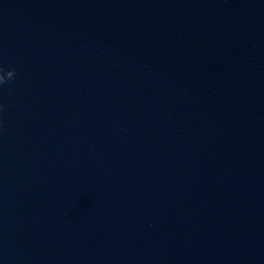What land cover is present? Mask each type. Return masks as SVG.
<instances>
[{
  "label": "water",
  "instance_id": "water-1",
  "mask_svg": "<svg viewBox=\"0 0 264 264\" xmlns=\"http://www.w3.org/2000/svg\"><path fill=\"white\" fill-rule=\"evenodd\" d=\"M0 264H264V0H0Z\"/></svg>",
  "mask_w": 264,
  "mask_h": 264
},
{
  "label": "clouds",
  "instance_id": "clouds-1",
  "mask_svg": "<svg viewBox=\"0 0 264 264\" xmlns=\"http://www.w3.org/2000/svg\"><path fill=\"white\" fill-rule=\"evenodd\" d=\"M15 68H12L7 71L6 75L3 74V69H0V85L6 83L8 80H11L15 76Z\"/></svg>",
  "mask_w": 264,
  "mask_h": 264
}]
</instances>
